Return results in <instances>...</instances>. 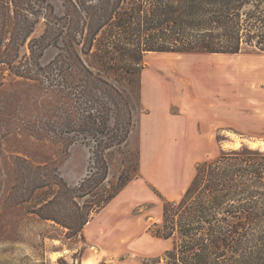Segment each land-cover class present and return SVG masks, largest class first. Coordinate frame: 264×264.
<instances>
[{
	"label": "trees",
	"instance_id": "obj_1",
	"mask_svg": "<svg viewBox=\"0 0 264 264\" xmlns=\"http://www.w3.org/2000/svg\"><path fill=\"white\" fill-rule=\"evenodd\" d=\"M66 1V12L53 15L39 36H33L35 27L17 8L2 15L4 25L10 19L13 24L0 31L9 33L2 39L6 44L0 63L16 76L36 81L49 98L27 121L16 108L2 119L0 108V139L18 129L67 149L80 144L90 151L89 173L76 187L57 175L54 182L40 177L23 181L36 189L58 188L43 206L66 196L75 206L86 207L85 213L73 214L82 234L130 181L120 177L111 192L102 187L109 177L108 154L126 146L134 129L131 96L110 73L130 76L140 67L141 97L148 52L238 54L244 45L264 52V0ZM26 45L22 57L20 49ZM51 45L58 54L41 64ZM83 55L93 57L94 64ZM163 201L162 220L152 232L173 240L169 264H264V149L249 144L223 148L218 157L199 165L179 199ZM44 218L61 223L54 215Z\"/></svg>",
	"mask_w": 264,
	"mask_h": 264
},
{
	"label": "rangeland",
	"instance_id": "obj_2",
	"mask_svg": "<svg viewBox=\"0 0 264 264\" xmlns=\"http://www.w3.org/2000/svg\"><path fill=\"white\" fill-rule=\"evenodd\" d=\"M6 2L0 1V31L10 30L13 24L10 19L4 25L2 15L17 8L35 27L33 36L45 31L49 21L54 20L53 15H63L68 3L66 0ZM1 32L0 53L6 44L2 39L5 41L9 37L7 31ZM27 51V45L21 47L20 56L23 57ZM58 52L57 46H49L44 50L41 64L50 62ZM83 57L94 64L93 57ZM164 64L168 65L170 75L180 79L179 84L171 83L177 91H190L194 95L203 93L212 103L226 101L227 97L229 101L233 100L235 125L232 130H220L215 135L217 155L209 152L191 157L188 153H193L204 143L198 137L181 142L182 147L176 152V157H170V152L164 149L148 157L147 163L143 164L138 119L147 112L144 106L151 105L152 99L146 95L143 101L142 90L140 97V67L135 68L130 76L123 71L111 72L110 78L120 80L122 88L128 91L134 103V129L126 146L115 148L108 154L109 177L102 187L111 192L117 187L120 177L130 178L129 182L134 181V195L131 191H122L112 200V205L104 208L100 219L110 220L115 206L125 208L128 200L134 197L137 204L133 215H129L137 225L134 237L123 236L112 252L106 248L98 251L100 246L85 242L83 233L78 232L77 218L75 220L73 216L75 212L77 215L85 213L86 207L75 206L66 200V196H62L56 204L43 206L55 196L58 188L53 185L36 189L32 183L24 184V179L29 182L40 177L54 182L57 175L70 187H76L89 173L91 153L80 144L67 149L61 142L14 129L0 139V264H82L87 249L94 256L89 259L91 264H169L167 250L173 247V240H158L159 237L152 232L153 224L162 220L163 198L179 199L195 177L199 165L218 157L223 148L243 144L251 146L250 141H264V52L244 45L238 54L148 52L143 58L144 69L151 66L157 70ZM149 91L152 92L150 87ZM48 98L36 81L18 77L7 64L0 63L2 119L12 115L15 108L26 121L33 119ZM173 111L177 112V108L174 107ZM206 145L209 146L208 141L204 143ZM163 147L168 148L166 145ZM257 147L262 148V145ZM176 162L184 164L185 171L173 173L172 166L176 167ZM174 190V194H169ZM77 201L83 205L84 200ZM47 215H54L61 223L44 218ZM123 218L129 219L128 215ZM133 242L134 250L130 247Z\"/></svg>",
	"mask_w": 264,
	"mask_h": 264
},
{
	"label": "crops",
	"instance_id": "obj_3",
	"mask_svg": "<svg viewBox=\"0 0 264 264\" xmlns=\"http://www.w3.org/2000/svg\"><path fill=\"white\" fill-rule=\"evenodd\" d=\"M167 67L168 65L164 64L155 70L148 66L141 75L142 100L145 101L146 95L152 99L151 105L144 106L147 112L142 113L138 119L137 128H139L140 133L142 163H147L148 157L158 154L159 151L162 152L164 149L170 152V157H176V152L182 147L181 142L191 141L198 137L204 143L208 141L209 146H204L203 143L193 153H188L191 157H197L205 153L207 155L209 152H214L217 155L218 147L215 143V135L220 130H232V126L235 125L236 109L233 100L229 101L227 97L226 101L217 100L212 103L211 99L203 93L194 95V92L190 91L179 92L171 86V83L179 84L180 79L170 75ZM149 87L152 92L149 91ZM174 107L177 108V112L173 111ZM163 145L168 148H164ZM171 163L172 159L168 164L171 165ZM176 164V167L172 166L173 173H180L183 169L185 171L186 166L184 164L181 165L177 162ZM122 191L127 193L131 191L130 193L134 195V181L129 182ZM170 193L174 194L175 190ZM112 200L104 208L109 204L112 205ZM128 201L125 208L114 207L115 213L110 220L100 219L104 208L96 213L82 231L85 242L94 243L97 247L100 246V248H97L98 251L101 249L104 251V248H106L109 252H112L115 248L117 249L123 236L134 237L137 225L134 224V219L129 215H133L137 200H134L133 197ZM126 215L129 219L125 220L123 217ZM104 223H107V225H104ZM105 227H109V229ZM157 239L170 240L160 237ZM130 247L134 250V242ZM93 257V253L87 249L82 264Z\"/></svg>",
	"mask_w": 264,
	"mask_h": 264
},
{
	"label": "bare ground",
	"instance_id": "obj_4",
	"mask_svg": "<svg viewBox=\"0 0 264 264\" xmlns=\"http://www.w3.org/2000/svg\"><path fill=\"white\" fill-rule=\"evenodd\" d=\"M216 54H222V55H224V54H226V53H216ZM250 144H251V146H253V147H257V146H261L262 145V148H264V141H257V142H254V141H250ZM235 146V145H234ZM237 146H239L238 144H237ZM86 264H91V260H88L87 262H86Z\"/></svg>",
	"mask_w": 264,
	"mask_h": 264
}]
</instances>
